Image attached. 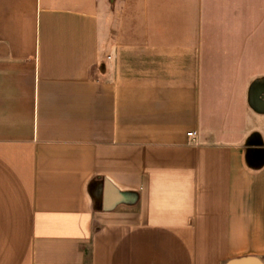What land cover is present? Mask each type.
Listing matches in <instances>:
<instances>
[{
    "label": "crops",
    "instance_id": "1",
    "mask_svg": "<svg viewBox=\"0 0 264 264\" xmlns=\"http://www.w3.org/2000/svg\"><path fill=\"white\" fill-rule=\"evenodd\" d=\"M0 264H264V0H0Z\"/></svg>",
    "mask_w": 264,
    "mask_h": 264
},
{
    "label": "built area",
    "instance_id": "2",
    "mask_svg": "<svg viewBox=\"0 0 264 264\" xmlns=\"http://www.w3.org/2000/svg\"><path fill=\"white\" fill-rule=\"evenodd\" d=\"M107 59H111V55H107ZM190 136H194L196 133L194 131H191L188 133Z\"/></svg>",
    "mask_w": 264,
    "mask_h": 264
}]
</instances>
